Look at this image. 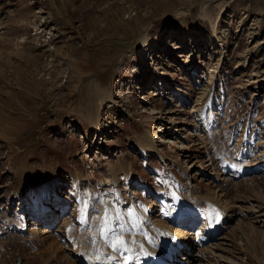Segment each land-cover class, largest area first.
<instances>
[{"label":"rangeland","instance_id":"374dc122","mask_svg":"<svg viewBox=\"0 0 264 264\" xmlns=\"http://www.w3.org/2000/svg\"><path fill=\"white\" fill-rule=\"evenodd\" d=\"M207 135L249 168L219 170ZM53 175L63 199L35 206L25 181ZM189 178L232 218L205 240L181 223L172 263L264 264V0H0V264H85L53 243L63 218L68 242L82 205L167 225Z\"/></svg>","mask_w":264,"mask_h":264},{"label":"bare ground","instance_id":"6f19581e","mask_svg":"<svg viewBox=\"0 0 264 264\" xmlns=\"http://www.w3.org/2000/svg\"><path fill=\"white\" fill-rule=\"evenodd\" d=\"M96 108L98 107L96 106ZM96 111L98 110L96 109ZM88 119H90L94 126H97L94 118ZM202 119L204 121L203 128L209 132L210 120L204 117ZM205 138L207 140L210 139L206 143L214 148L218 159L221 157L220 162L216 163V167L219 170L228 168L233 172H241L246 168L245 165L242 166V163H246V161L243 160L245 158L241 157L240 160H238L231 157L227 147L222 146L220 142L222 138L219 139L218 137L215 138L210 135H207ZM151 145L155 146L154 144ZM209 154H211L212 158V153L209 152ZM212 163L211 167L215 170ZM253 164H255L256 167V161H254ZM248 168L249 167L246 169ZM110 171L113 175L118 174L119 171H123L125 176L128 174L126 166H122L120 169L112 167ZM185 172L187 174V170ZM221 172L217 175L225 174ZM57 180L58 176L53 175L52 177L33 178L27 182L25 181L33 191L35 206L52 209L53 207L49 202L51 196L56 200L63 199L56 187ZM190 182L191 179L189 178L188 185L186 186L187 188L194 189V191L192 192V201L189 204L181 202L175 195L174 197H169L175 202L176 208H170V201L166 203L169 212L172 211L174 214V218L169 217L173 216L169 214L168 217L170 219L172 218V221L167 225L160 224L159 221L145 218L144 213L145 211L147 212V208L149 209L150 206L146 209L143 206L132 207L129 211L127 210L124 212L123 209H120L115 203L106 201L103 204L99 203L91 207L82 205L80 212L82 226L78 231L79 234L75 236L71 242H68L66 239L69 228L71 227V220L67 217L63 218L62 224L57 229L60 231L52 234L53 243L58 244L59 242H67L71 251L73 247L74 252L79 251L82 253L85 264H162L161 257L165 252L174 251L180 247V252L185 254L191 243L188 239L189 235L187 230H182L184 235H188V237L185 235L186 238L180 233L181 229L179 227L182 226L181 223L185 225L188 222H192L193 224L201 220V225L205 231V240L216 235L217 232L225 226L226 222L232 218L231 213L228 214L230 207L225 198H221L213 192L199 190L198 186L194 187L190 185ZM16 187L18 194L22 196L23 186L19 183V186ZM176 190L174 189V191ZM166 193H169V191H165V194ZM18 198L21 199L22 197L18 196ZM34 211H36L35 208H33V212ZM185 219L187 220L185 221ZM35 231L36 233L38 232L37 230ZM35 235L36 234H33L34 239H36ZM36 240L38 241V239ZM41 251L42 250L39 249L36 252L35 255L37 258L38 255H42ZM45 252H47L46 258L43 254L39 259L45 258L42 260L43 262L47 261L44 264H53L58 257L54 255L55 250L52 252L46 250ZM80 259L81 257L77 258L76 261Z\"/></svg>","mask_w":264,"mask_h":264}]
</instances>
